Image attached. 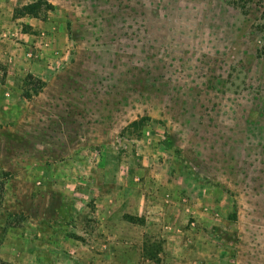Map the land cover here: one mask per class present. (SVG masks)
I'll return each instance as SVG.
<instances>
[{"label": "rangeland", "instance_id": "1", "mask_svg": "<svg viewBox=\"0 0 264 264\" xmlns=\"http://www.w3.org/2000/svg\"><path fill=\"white\" fill-rule=\"evenodd\" d=\"M37 1L0 5V264H264V0Z\"/></svg>", "mask_w": 264, "mask_h": 264}, {"label": "trees", "instance_id": "2", "mask_svg": "<svg viewBox=\"0 0 264 264\" xmlns=\"http://www.w3.org/2000/svg\"><path fill=\"white\" fill-rule=\"evenodd\" d=\"M43 7H46L47 9H54V6L51 4H48L46 0H38L37 2H34L32 4L24 6L22 9H20L17 13V17H23V16H29V17H35L38 18ZM36 93H39L40 90L43 88V82L40 84H36ZM136 122H134L135 124ZM5 264V263H1Z\"/></svg>", "mask_w": 264, "mask_h": 264}, {"label": "crops", "instance_id": "3", "mask_svg": "<svg viewBox=\"0 0 264 264\" xmlns=\"http://www.w3.org/2000/svg\"><path fill=\"white\" fill-rule=\"evenodd\" d=\"M6 1L7 0H0V5L3 4V2H6ZM24 20H29V19H24ZM8 246H9V242L6 241V240H4L3 241V249L0 250V259H2L4 261H7V262L15 263V258L14 257H9V255L2 254L3 251L6 249V247H8ZM35 251H36V253H34V256H33V262H34V264H42L43 263V258L42 257H44V255H40L41 252H42L41 248L39 247ZM18 256H19V254H18ZM11 258H13L14 260L11 259ZM19 262H21V261L19 260L17 263H19Z\"/></svg>", "mask_w": 264, "mask_h": 264}]
</instances>
